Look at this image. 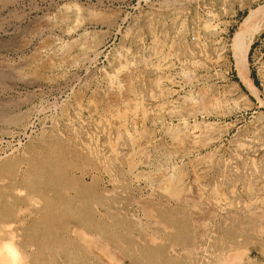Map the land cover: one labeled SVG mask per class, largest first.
I'll return each instance as SVG.
<instances>
[{"label":"rangeland","instance_id":"rangeland-1","mask_svg":"<svg viewBox=\"0 0 264 264\" xmlns=\"http://www.w3.org/2000/svg\"><path fill=\"white\" fill-rule=\"evenodd\" d=\"M0 264H264V0H0Z\"/></svg>","mask_w":264,"mask_h":264},{"label":"bare ground","instance_id":"bare-ground-1","mask_svg":"<svg viewBox=\"0 0 264 264\" xmlns=\"http://www.w3.org/2000/svg\"><path fill=\"white\" fill-rule=\"evenodd\" d=\"M261 20V12H255L248 19L244 20L238 26L236 46L234 47L239 80L248 91L253 93L255 92V87L247 75L244 66V57L252 42L253 36L260 30Z\"/></svg>","mask_w":264,"mask_h":264},{"label":"trees","instance_id":"trees-1","mask_svg":"<svg viewBox=\"0 0 264 264\" xmlns=\"http://www.w3.org/2000/svg\"><path fill=\"white\" fill-rule=\"evenodd\" d=\"M252 75H253V73H252Z\"/></svg>","mask_w":264,"mask_h":264}]
</instances>
